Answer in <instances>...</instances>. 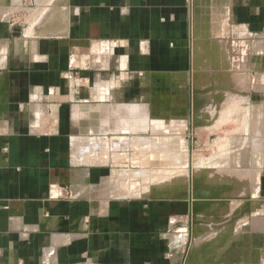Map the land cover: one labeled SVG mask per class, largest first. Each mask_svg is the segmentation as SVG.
Here are the masks:
<instances>
[{
  "label": "crops",
  "instance_id": "0c3cea01",
  "mask_svg": "<svg viewBox=\"0 0 264 264\" xmlns=\"http://www.w3.org/2000/svg\"><path fill=\"white\" fill-rule=\"evenodd\" d=\"M209 1L0 0V264H172L190 182L118 194L138 159L210 149L193 190L264 224V0Z\"/></svg>",
  "mask_w": 264,
  "mask_h": 264
},
{
  "label": "rangeland",
  "instance_id": "374dc122",
  "mask_svg": "<svg viewBox=\"0 0 264 264\" xmlns=\"http://www.w3.org/2000/svg\"><path fill=\"white\" fill-rule=\"evenodd\" d=\"M201 4L202 6L203 4H205L204 6H209L210 1L189 0L192 14L200 10ZM13 18L15 19L14 21L20 22V20H18L19 13H16ZM235 125L236 123L234 126ZM178 131L179 128L173 127L169 138L171 142L164 143L167 147L166 149H170L172 155L179 150V143H177V140L181 132ZM192 131H194V129ZM192 131L188 133L193 135ZM193 138L192 136L191 140ZM159 144L160 143L156 141V145L159 146ZM191 144H193L192 141ZM194 144L196 145V143ZM210 151V149H207L199 156L197 155V157L194 153H191V156L186 158V163L188 162L187 166H179V158L171 157L162 159L157 157L154 159H138L139 169L137 171H128L126 178L123 179L124 183L122 184L125 187L118 191V194L131 195L137 194V191L140 190L144 192L148 190L151 196L152 194L154 196H161L164 188L169 187L168 185L174 188L178 182H185L186 180L187 186L188 182H190L189 188L191 190L189 191L192 203L190 206L188 205V208L191 214L187 222L180 221L176 218L171 222L170 247L172 264H264V231L261 233L257 232L261 228H264V224L261 219L255 218L253 215L255 212L257 213L258 208H254V206L245 208V210L249 209L251 211L252 214L250 218V215H247L234 218L230 223L223 222V220H220L221 218L230 214L232 215L234 212L237 214L240 208L237 207L236 202L235 204H220L219 206H217L216 203L217 201L222 202L223 199L226 200L232 197L233 192L229 190H217L212 193L208 190H204L205 192L198 193L193 190L195 173L197 170L201 169L200 160L204 158V156L207 158ZM207 160L209 159H205V161ZM207 164L208 163L204 165L207 166ZM145 170H149L148 174ZM162 171H170L171 174L168 173L164 175ZM185 172L188 178L186 174L185 177L182 176ZM209 177L211 176L209 175ZM219 177L222 178L221 175ZM120 182H122V179ZM132 182H134L133 187L131 185ZM127 187L128 189H125ZM196 200H201L202 204L199 209L194 206ZM235 201H237V199ZM262 210L263 208H261V213ZM243 219L246 220L247 223H242ZM249 219L251 220L250 222H248ZM226 230H231V232L223 233V231ZM238 230H245V232L249 230L251 231L250 236H241ZM218 233L220 234L217 236Z\"/></svg>",
  "mask_w": 264,
  "mask_h": 264
},
{
  "label": "built area",
  "instance_id": "2783aa9c",
  "mask_svg": "<svg viewBox=\"0 0 264 264\" xmlns=\"http://www.w3.org/2000/svg\"><path fill=\"white\" fill-rule=\"evenodd\" d=\"M24 1H25V0H23V4H24V6H25V5H26L25 2H31V3L33 2V3H35L36 0H26L25 2H24ZM14 20H15V19L13 18L12 21H14Z\"/></svg>",
  "mask_w": 264,
  "mask_h": 264
}]
</instances>
